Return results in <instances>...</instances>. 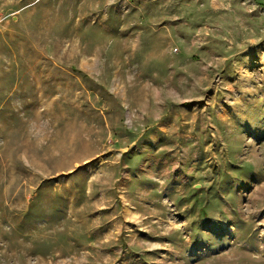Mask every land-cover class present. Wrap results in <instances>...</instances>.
Masks as SVG:
<instances>
[{
	"label": "rangeland",
	"instance_id": "obj_1",
	"mask_svg": "<svg viewBox=\"0 0 264 264\" xmlns=\"http://www.w3.org/2000/svg\"><path fill=\"white\" fill-rule=\"evenodd\" d=\"M0 264H264V0H0Z\"/></svg>",
	"mask_w": 264,
	"mask_h": 264
}]
</instances>
